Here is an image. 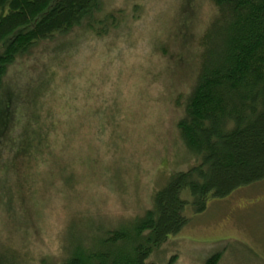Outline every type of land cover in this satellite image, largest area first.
<instances>
[{
	"label": "rangeland",
	"instance_id": "rangeland-1",
	"mask_svg": "<svg viewBox=\"0 0 264 264\" xmlns=\"http://www.w3.org/2000/svg\"><path fill=\"white\" fill-rule=\"evenodd\" d=\"M101 4L97 23L121 13L117 23L105 18L104 37L78 31L61 48L43 44L20 58L0 86L1 93L14 82L10 87L19 91L31 78L54 72L43 110L52 111L64 129L50 136L57 152L52 169L0 181L1 264L58 263L107 251L104 234L116 229L127 235V247L134 246L135 225L150 210L154 193L171 174L197 162L182 144L178 124L199 72L213 5ZM65 133L73 153H63ZM186 216L188 225L154 248L150 262L168 264L175 257V264H205L222 253L219 264H264V181L211 199L201 214L190 204Z\"/></svg>",
	"mask_w": 264,
	"mask_h": 264
},
{
	"label": "trees",
	"instance_id": "trees-1",
	"mask_svg": "<svg viewBox=\"0 0 264 264\" xmlns=\"http://www.w3.org/2000/svg\"><path fill=\"white\" fill-rule=\"evenodd\" d=\"M209 1L216 14L203 34L199 72L178 124L181 142L197 162L171 174L154 193L150 210L135 225L134 246L127 247V235L116 229L104 234L107 251L42 264H154L153 249L188 225L190 204L201 214L211 199L264 181V0ZM101 6V0H0V86L20 58L43 44L61 48L78 31L104 37L105 18L117 23L121 13L97 23ZM54 75L31 78L19 91L10 87L13 82L0 93V181L56 165L50 136L64 129L52 111L43 110ZM68 129L71 134L73 126ZM69 137L63 135V153H73ZM221 259L216 253L205 264Z\"/></svg>",
	"mask_w": 264,
	"mask_h": 264
}]
</instances>
